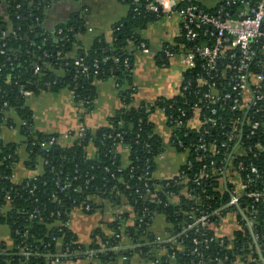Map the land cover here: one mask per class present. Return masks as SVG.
I'll use <instances>...</instances> for the list:
<instances>
[{
	"label": "trees",
	"instance_id": "trees-1",
	"mask_svg": "<svg viewBox=\"0 0 264 264\" xmlns=\"http://www.w3.org/2000/svg\"><path fill=\"white\" fill-rule=\"evenodd\" d=\"M117 1L127 5V16L112 27L110 41L100 35L88 48L81 42L85 29L78 17L57 25L53 30L43 28L50 0L3 1L7 17L0 22V132L3 125L16 126L13 117L20 123L24 122L25 125H19V129L29 163H35L39 157L44 164L42 173L35 179L15 184L12 171L18 158V146L0 142V225L9 228L12 240L11 251H7L5 244L0 242V264H52L54 255L65 251L71 253V260L86 259L84 253L88 250L96 251L91 264H123V257L131 258L133 255L157 264H232L236 258H240L242 264H264V198L253 202L242 193L237 207H224L230 200V193L235 190L231 178L235 173L245 179L249 164L256 167L258 176L249 173L251 183L246 193L264 189V151L253 148L256 140L252 138L242 141L232 152L231 145L220 143V130L214 127L209 131L210 136L204 139L208 151L195 153L190 144L198 142L200 133L184 126L176 127L170 142L177 151H188L185 152L188 164L180 168L179 177L167 180L153 177L156 159L163 153L165 143L155 133L150 115L163 108L164 115L169 116L171 122L178 118L184 125L193 116L195 100L193 95H177L172 99L157 98L153 104L131 106L135 92L132 90L134 47L140 43L147 46L138 32L161 16L146 11L145 5L151 0H136V3L132 0ZM190 2L195 3L193 0ZM184 5L186 2H181L178 7ZM130 43L132 47H129ZM181 43L182 39L178 37L175 45L162 46L155 56L156 64L167 65L164 51L175 52ZM77 59L89 68L87 77L80 73V67L74 65ZM124 60L129 67L125 66ZM35 68L37 72H34ZM93 70L98 74L93 75ZM193 74L194 71L188 73V78ZM108 79H113L120 89L123 106L108 119V126L101 129L100 135H94L85 128L79 140L70 144L60 143L47 153L38 145H31L32 137L42 141L50 135L33 129V114L22 92L36 95L41 91L68 89L74 95V101L81 103L85 115L93 109L95 82ZM182 112L184 117H180ZM224 116L223 113L216 120L217 126L223 123ZM215 139L217 141L212 142ZM177 140L182 141L185 149L174 144ZM259 140L264 147V136ZM89 144L95 149L92 158L85 152ZM119 147L127 150V166L122 165L117 152ZM230 153L225 188H221L216 176L202 180L199 185L191 182L203 165L211 161L219 165ZM240 162L244 168L241 172L237 170ZM57 180L59 187L66 186L62 192L58 189ZM183 180H187L185 184ZM145 183L155 196L154 202L148 197L140 198L145 193ZM187 190L197 198H187L184 195ZM90 195H97L113 206H119L123 201L127 203L134 214L133 224L125 226L126 216L121 215L108 226L110 235L96 229L89 245L79 243L76 235L69 228L59 226L58 222L66 219L65 212L86 204ZM7 197L9 204L6 203ZM219 208H222L221 217H210L207 227L186 229L190 223L189 215L197 217L200 213H210ZM157 214L164 216L168 238H173L170 242L158 243L149 231ZM227 214L235 215L239 229L231 237L217 238L210 226ZM247 221H251V228ZM211 237L215 240L203 243ZM125 241L131 246H139L112 250ZM159 247L164 253L156 256L151 251ZM194 249L196 253H193ZM23 251H28L30 256H22L20 253ZM48 254L53 256H46Z\"/></svg>",
	"mask_w": 264,
	"mask_h": 264
},
{
	"label": "built area",
	"instance_id": "built-area-1",
	"mask_svg": "<svg viewBox=\"0 0 264 264\" xmlns=\"http://www.w3.org/2000/svg\"><path fill=\"white\" fill-rule=\"evenodd\" d=\"M193 1L194 4L190 0H151L145 5L146 11L153 12L161 18H170L171 16L178 18L179 37L182 39V43L179 44L175 52L166 49L164 56L167 61L177 55L181 57L183 73L177 95H193L195 100L192 104L193 116L184 125L178 118L171 122L170 117L164 115L167 126L168 124L171 126L173 123L175 124L173 127L168 126L170 137L176 127L184 126L199 132L198 142L190 144V148L195 153H205L208 151V145L204 142V139L210 136V129L215 127L220 130V143L231 145L232 152L242 141L245 142L252 138L256 140L253 148L262 152L264 147L259 138L264 136V0H214L213 5L210 7L202 6L199 0ZM132 2L136 3V0H132ZM181 2H186V5L178 7ZM4 46V44L1 45L2 48ZM134 49L135 52L150 53L148 46L144 43L138 44ZM124 64L129 67L127 60H124ZM74 65L80 67L82 75L88 76L89 68L82 64L81 59L75 60ZM93 67L96 68V64ZM37 70L35 68L34 72H37ZM192 71H194V74L188 78V73ZM97 74L98 72L93 70V75ZM115 86L118 88L116 83ZM132 90H135V88L132 87ZM30 94L29 92H22L24 97ZM79 105L81 110L84 111L81 103ZM156 111L165 113L163 108L156 109ZM223 113L225 119L223 123L217 126L216 120L221 118ZM184 116L185 114L182 112L180 117ZM191 123L193 124L190 125ZM19 125L22 126L25 123L19 122ZM7 127L13 128L11 126ZM84 129V126H80L79 130L73 134L50 135L47 140L42 141H36L37 138L32 137L31 145H38L41 150L47 153L66 139L79 140L84 135ZM216 141L215 139L212 142ZM169 144L174 146L170 139ZM174 144L181 149L184 148L181 140H177ZM174 148L176 147L174 146ZM188 149L186 148V150ZM185 152L188 153V151ZM231 154L228 157L226 156L227 159L224 158L219 165H216L213 161L203 165L200 172L192 177L191 182L199 185L202 180H208L211 176H216L221 186L222 181L226 180V166ZM161 155L162 153L157 158ZM42 162L44 164L43 160ZM186 164L188 163L185 161L183 165ZM119 170L121 168H118ZM237 170L239 172L244 170L242 162L238 163ZM248 170L251 175L258 176V170L254 165L249 164ZM249 173L245 175V179L240 178V192L232 191L230 200L224 207H237L239 196L242 193L250 197L253 202H258L264 198V189L246 193V188L251 183ZM175 177H179V172ZM30 179H35V177ZM186 181L183 180V184ZM56 183L60 192L65 190L66 186L59 187L58 180ZM144 186L145 193L140 195V198L148 197L150 201L154 202L155 196L150 192L146 183ZM75 191L79 192V189H75ZM184 195L191 200L197 198L189 190L185 191ZM93 198H99L102 202L109 203L97 195H90L87 197L88 202L86 204L65 212L66 219L62 222L59 221L58 225L69 228L70 215L75 209L90 213L94 209ZM9 202L7 197L6 203L9 204ZM221 215L222 208L213 210L210 213H200L197 217L189 215L188 220H190V223L186 225V229L196 226L205 228L209 224L210 217L219 218ZM119 218L120 215L115 216V221ZM247 225L251 228V221H247ZM116 237L118 236L116 235ZM172 239H168L167 242ZM213 240L215 239L211 237L203 240V243L208 244ZM194 244L196 245L197 242L194 241ZM136 246H139V244L133 247ZM120 249V245L112 247V250L118 251ZM159 249L163 250L162 247H159ZM95 252L94 250H88L84 255L88 261H91ZM193 253H196V249L193 250ZM20 254L24 257L30 256L28 251H23ZM46 256L53 255L48 254ZM71 257V253L67 251L58 253L54 255L55 259L52 264L71 260ZM198 264L205 263L199 262Z\"/></svg>",
	"mask_w": 264,
	"mask_h": 264
},
{
	"label": "crops",
	"instance_id": "crops-1",
	"mask_svg": "<svg viewBox=\"0 0 264 264\" xmlns=\"http://www.w3.org/2000/svg\"><path fill=\"white\" fill-rule=\"evenodd\" d=\"M3 1L0 0V22L6 20L7 17L6 5ZM199 3L204 7H210L214 0H199ZM127 14V5L121 4L117 0H50L45 11L43 28L53 30L57 25L78 17L85 29L81 42L85 48H88L94 38L100 35L110 41L112 27L123 20ZM138 33L146 41L150 53H134L132 85L135 88V93L131 102L133 107L141 104H153L160 97L171 99L177 96V89L183 73L182 59L179 55L172 57L164 66H158L155 61V56L161 51L162 46L165 44L175 45L179 37L177 17H162L149 23ZM129 47H132L131 43ZM95 92L93 109L85 115H83L84 111L81 110V106L75 103L73 94L68 89H62L59 92L41 91L36 95L30 94L26 97V105L33 114V129L43 135L64 136L69 133L73 134L79 130L80 126H84L96 135L98 130L101 131L102 128L108 126V119L123 105L120 99V89L115 86L113 79L96 81ZM13 119L16 126L9 128L3 125L0 142L18 146V158L13 167L12 181L15 184H21L27 179L40 175L43 170V162L38 157L35 163H29V155L19 129V120L16 117ZM150 120L154 125L155 133L165 143V151L161 157L156 159V170L153 177L157 180L171 179L177 176L187 159V154L177 151L169 144L170 130L162 112L154 110L150 115ZM73 140L76 139L69 138L61 143L70 144ZM85 152L89 158L94 157L95 149L92 144H89ZM117 152L121 157L122 165L127 166V150L119 147ZM226 180L222 181L221 188H224ZM230 181L234 183L236 192H240L241 180L239 176L234 173ZM93 202L94 209L90 213L75 209L70 215L69 229L82 245L87 246L91 243V236L96 229H100L106 236L110 235L111 231L108 226L115 221V216H126L125 226L133 224L134 214L124 201L119 206L102 202L99 198H93ZM210 229H213L217 238L231 237L233 232L239 229V225L234 214H227L217 224L211 225ZM149 231L161 243H166L170 239L168 238V225L163 215L157 214L153 217ZM0 242L5 244L7 251H11V232L6 225H0ZM130 247L133 246L126 241L121 245V249L124 250ZM151 252L160 256L164 250L153 249ZM121 260L122 263L127 260V264H157V262L142 259L137 255H133L131 258L124 257ZM55 264L91 263L86 259H77ZM232 264L242 263L240 258H236Z\"/></svg>",
	"mask_w": 264,
	"mask_h": 264
},
{
	"label": "water",
	"instance_id": "water-1",
	"mask_svg": "<svg viewBox=\"0 0 264 264\" xmlns=\"http://www.w3.org/2000/svg\"><path fill=\"white\" fill-rule=\"evenodd\" d=\"M100 133H101V131L100 130H98L97 132H96V135H100ZM127 260H125L124 262H123V264H127Z\"/></svg>",
	"mask_w": 264,
	"mask_h": 264
}]
</instances>
